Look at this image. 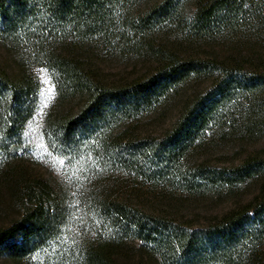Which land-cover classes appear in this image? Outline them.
Listing matches in <instances>:
<instances>
[{
	"label": "trees",
	"instance_id": "trees-1",
	"mask_svg": "<svg viewBox=\"0 0 264 264\" xmlns=\"http://www.w3.org/2000/svg\"><path fill=\"white\" fill-rule=\"evenodd\" d=\"M141 1L0 0V190L20 207L0 226L10 261L264 264V157L224 166L202 158L228 129L264 135V55H184L156 38L162 28L192 40L264 36V0H197L191 15L181 0ZM143 51L152 70L103 77L104 55ZM36 68L56 87L42 124L46 150L64 163L54 180L31 170ZM190 87L199 88L172 126L153 129ZM250 182L259 183L252 199L205 224L182 212L206 197H243Z\"/></svg>",
	"mask_w": 264,
	"mask_h": 264
},
{
	"label": "rangeland",
	"instance_id": "rangeland-1",
	"mask_svg": "<svg viewBox=\"0 0 264 264\" xmlns=\"http://www.w3.org/2000/svg\"><path fill=\"white\" fill-rule=\"evenodd\" d=\"M158 0H142L141 6H148ZM185 13L191 15L196 8L197 0H181ZM156 38L159 43H166L169 47L178 49L181 54L195 55V56H210V57H225L234 55H264V36L257 35L253 32L250 35L240 36H222L221 38L212 40H192L189 39L183 31L171 28H162L157 34ZM3 48L0 47V61L6 55ZM102 69L104 78L114 81L124 80L143 74L147 70H152L156 64L155 60L144 53H131L124 56L104 55L98 62ZM36 72L41 82L40 92V108L29 123V139L35 145L34 163H31V170L33 173L44 176L47 180L61 178L64 174V163L61 159L56 158L50 151L46 150L43 143L42 127L45 116L52 107L56 99V87L49 71L45 68H36ZM204 87V86H203ZM201 87V88H203ZM199 88V87H197ZM197 88L190 87L181 99L177 101V105L171 110L167 119L164 122L155 121L153 129L162 132L165 128L172 126L176 119L179 110L182 107L183 100ZM152 123V121H148ZM252 154H258L264 157V135L259 132L248 133L243 131L232 132L228 129L227 132L216 138L210 145L202 152V158L211 160L214 164L219 166L241 164L244 159ZM264 179L263 177H261ZM261 180V179H260ZM259 187L258 182H250L243 186V197L234 198H210L206 197L202 201H197L183 207L182 212L196 224H205L206 221L215 216H220L226 211L233 208L238 202L249 201L257 193ZM242 199V200H241ZM20 207L12 194V191L7 187L0 190V226L10 224V222L17 218L20 214ZM136 250L133 248L134 260L140 258L142 255L139 252L138 245ZM0 264H17L10 261L6 257L0 255Z\"/></svg>",
	"mask_w": 264,
	"mask_h": 264
}]
</instances>
